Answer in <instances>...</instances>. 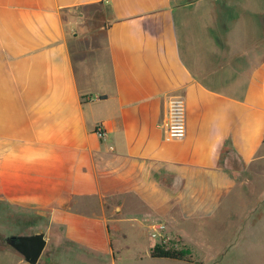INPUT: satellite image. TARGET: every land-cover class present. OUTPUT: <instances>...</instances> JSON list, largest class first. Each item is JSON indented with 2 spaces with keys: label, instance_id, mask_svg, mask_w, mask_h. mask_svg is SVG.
I'll return each mask as SVG.
<instances>
[{
  "label": "crops",
  "instance_id": "crops-1",
  "mask_svg": "<svg viewBox=\"0 0 264 264\" xmlns=\"http://www.w3.org/2000/svg\"><path fill=\"white\" fill-rule=\"evenodd\" d=\"M257 161L264 0H0V234L43 232L37 264L142 263L230 216Z\"/></svg>",
  "mask_w": 264,
  "mask_h": 264
},
{
  "label": "rangeland",
  "instance_id": "rangeland-1",
  "mask_svg": "<svg viewBox=\"0 0 264 264\" xmlns=\"http://www.w3.org/2000/svg\"><path fill=\"white\" fill-rule=\"evenodd\" d=\"M240 181L235 210L218 226L185 227V241L171 233L162 238L168 245L189 248L194 263L149 258L136 264H264V162L253 163ZM0 247L11 248L1 234Z\"/></svg>",
  "mask_w": 264,
  "mask_h": 264
},
{
  "label": "built area",
  "instance_id": "built-area-1",
  "mask_svg": "<svg viewBox=\"0 0 264 264\" xmlns=\"http://www.w3.org/2000/svg\"><path fill=\"white\" fill-rule=\"evenodd\" d=\"M165 128L166 139L169 141L181 140L186 137L187 108L185 99L183 97L173 96L169 99L165 120Z\"/></svg>",
  "mask_w": 264,
  "mask_h": 264
},
{
  "label": "water",
  "instance_id": "water-1",
  "mask_svg": "<svg viewBox=\"0 0 264 264\" xmlns=\"http://www.w3.org/2000/svg\"><path fill=\"white\" fill-rule=\"evenodd\" d=\"M46 243L43 232L29 236H12L9 240V245L19 252L29 264L38 263Z\"/></svg>",
  "mask_w": 264,
  "mask_h": 264
},
{
  "label": "trees",
  "instance_id": "trees-1",
  "mask_svg": "<svg viewBox=\"0 0 264 264\" xmlns=\"http://www.w3.org/2000/svg\"><path fill=\"white\" fill-rule=\"evenodd\" d=\"M10 238L5 240L9 244ZM150 256L153 259H169L185 263H194V257L191 250L185 246L175 247L165 242H158L150 250Z\"/></svg>",
  "mask_w": 264,
  "mask_h": 264
}]
</instances>
